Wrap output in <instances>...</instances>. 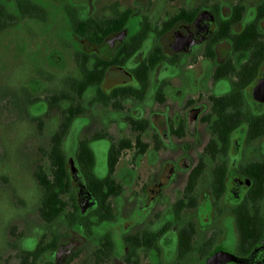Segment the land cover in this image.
<instances>
[{
  "label": "flooded vegetation",
  "instance_id": "af4514ba",
  "mask_svg": "<svg viewBox=\"0 0 264 264\" xmlns=\"http://www.w3.org/2000/svg\"><path fill=\"white\" fill-rule=\"evenodd\" d=\"M126 1L0 0L48 142L7 260L264 264V0Z\"/></svg>",
  "mask_w": 264,
  "mask_h": 264
},
{
  "label": "rangeland",
  "instance_id": "374dc122",
  "mask_svg": "<svg viewBox=\"0 0 264 264\" xmlns=\"http://www.w3.org/2000/svg\"><path fill=\"white\" fill-rule=\"evenodd\" d=\"M10 45L0 39V264H16L15 260L9 261L12 253L4 246L9 235L23 229L31 232L40 224V194L34 175L36 164L44 162H36V149L48 143L45 137L28 135L29 124L18 118L19 70ZM28 45L33 52L31 58H36L33 42Z\"/></svg>",
  "mask_w": 264,
  "mask_h": 264
},
{
  "label": "trees",
  "instance_id": "16d2710c",
  "mask_svg": "<svg viewBox=\"0 0 264 264\" xmlns=\"http://www.w3.org/2000/svg\"><path fill=\"white\" fill-rule=\"evenodd\" d=\"M41 183L43 184V183H45V184H43L46 188L49 186V182L46 180V181H43V180H41Z\"/></svg>",
  "mask_w": 264,
  "mask_h": 264
}]
</instances>
